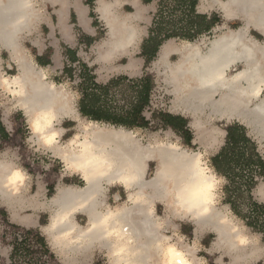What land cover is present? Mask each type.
<instances>
[{
    "label": "bare ground",
    "instance_id": "obj_1",
    "mask_svg": "<svg viewBox=\"0 0 264 264\" xmlns=\"http://www.w3.org/2000/svg\"><path fill=\"white\" fill-rule=\"evenodd\" d=\"M199 7L202 11L218 10L226 17L240 16L243 24L235 30L219 27L221 31L213 38L181 40V44L171 39L165 43L157 61L174 96L171 108L194 116L195 140L204 147L218 141V135L208 133L206 116L239 121L264 143V41L250 35L252 28L264 35V0H201ZM45 11L44 0H0V90L26 113L37 137L32 128L37 116L50 112L55 117L50 131L58 134L56 142L51 147L40 143L68 170L83 177V186L60 187L49 202L53 209L49 229L67 257L64 264H84L97 248L106 252L112 264H161L163 249L158 245L163 241L175 245L190 264H201L195 245L185 243L177 234L174 242L173 236L163 232V218L156 213L160 202L176 216L194 222L197 242L205 229L216 232L212 251L227 247L234 257L232 264L242 257H253L255 250L243 252L254 246L252 239L217 206L220 183L211 194V204L205 205L197 197L193 199L197 206L192 207L177 199L178 193L195 190L209 174L217 181L222 179L205 160L206 151L189 150L176 143L145 145L133 131L93 120H88L67 145L59 143L57 124L63 117L75 116L74 96L64 85L48 79L46 69L34 62L23 43L44 23ZM108 24L116 43L123 34L126 43L135 40L136 29L125 19L111 17ZM2 49L9 51L16 74L2 73ZM172 54L178 55L174 62ZM152 161L157 168L149 179L147 170ZM13 171L27 177L19 167L0 161V197L23 201L26 179L18 187L5 186ZM108 186H123L127 201L121 202L116 195V203L109 205ZM33 207H41V203L36 201ZM204 207L208 208L206 215L201 214ZM77 213L86 215V225L75 221ZM65 216L67 220L60 223ZM106 217H111L107 224L98 226ZM241 239L246 243L241 244Z\"/></svg>",
    "mask_w": 264,
    "mask_h": 264
},
{
    "label": "rangeland",
    "instance_id": "obj_2",
    "mask_svg": "<svg viewBox=\"0 0 264 264\" xmlns=\"http://www.w3.org/2000/svg\"><path fill=\"white\" fill-rule=\"evenodd\" d=\"M162 2H165L169 5L174 6L175 3L172 0H152L154 5V12L152 13L155 17L156 13L160 9ZM200 3V2H199ZM172 7L165 14L164 25L165 32L169 33H184L186 30L181 29L179 24L180 20L188 19V12L177 11L173 12ZM199 9V8H198ZM53 16L52 20L56 24L57 19L55 16L54 9L49 11ZM199 12L204 15L207 14L209 20L216 17L217 19H223L221 13L218 10H206ZM45 16H48V11H45ZM227 23V25L232 29H237L240 27V21H231L227 22L222 20V23ZM45 23V22H44ZM42 24L38 27L36 33H33L31 36L37 39V44L34 45L30 42L29 36L25 37L24 43L31 50V57L40 67L46 69L48 74V79L55 82L58 86L64 85L67 90H69L74 96V106L76 110V115L69 118L64 117L60 120V123L57 124V128L60 130V137L58 139L61 145H67L68 142L74 138L77 134L81 133L83 127L87 125V117H84L80 114L78 108V102L80 99L79 85L81 83L80 71L82 70V64L88 63L89 67L97 75V80L99 82H105L108 80V74L106 69H100V67H94L92 65L93 61L98 57L91 48L82 47L79 50V58L75 60L71 55H68L65 47L61 44L59 32L52 31L47 25ZM217 23V24H222ZM179 24V25H178ZM178 25V26H177ZM221 26V25H219ZM178 27V28H177ZM221 30H218L220 32ZM208 32H203L196 40L190 41L195 42L201 40ZM252 34L257 37L259 40H264V37L258 34L255 31H252ZM210 35V34H209ZM208 37V36H207ZM177 44H181V38H172ZM171 40V39H170ZM141 53V49L139 51ZM132 53L131 56L134 60L139 61L140 68L136 73L130 74L127 76H118L125 77L126 79H137L141 78L145 74L149 75L153 80V86L150 94V104L144 109L143 115L151 121L149 128H126L129 131H133L137 137L142 141L143 144H153L155 142L163 143H176L181 145L183 148H190L194 151H203L207 150L208 152L204 156L207 163L212 167L211 158L217 155L222 147L226 143V137L222 133L225 130L226 125H231L233 123H238L236 120L226 121L219 118L210 119L207 116L204 117L205 121L210 123L207 125L208 133H213L220 135V142L217 147L213 149H208L202 147L194 142L195 138V127L192 125L194 116L189 114H184L182 112H176L172 110V104L174 96L172 95L171 89L165 83L164 71L163 69L158 68V54L153 59L148 61V58L140 53ZM3 58L1 69L2 73L6 75H13L17 73L16 67L11 63L9 55L1 54ZM55 57L59 58L58 65L55 64ZM170 59L174 62L178 59V55H172ZM10 60V61H9ZM157 63V64H156ZM128 59L120 58L111 63L110 66L121 68L122 65H127ZM105 66V64H102ZM107 67H109L107 65ZM68 68L70 72H66L65 69ZM105 68V67H103ZM128 80H124L120 83L117 88H115L116 97L114 99L117 105L128 106L129 103L134 101V97L137 96L135 91L128 87ZM160 113H168L174 117H182L186 120L187 130H182V133H178L170 126H164L162 123V117ZM0 124L5 128L7 137L5 138L0 130V161L9 163V165H14L16 167L22 168L25 172L28 173L30 177V186L31 192L29 194H35L39 188L42 187L44 191L43 201L50 202L53 196L56 194V188L58 182L61 184L70 185L75 184L82 186L84 181L81 178V175L74 173L71 170H68L65 164L57 156H54L52 152H49L40 142L39 136H35L31 131L29 118L25 115L24 111L15 105L13 98L0 90ZM82 124V125H81ZM99 125H111L107 123L100 122ZM242 125V124H240ZM2 126L0 129H2ZM83 126V127H82ZM114 126V125H113ZM243 126V125H242ZM116 128L122 126H115ZM245 127V126H244ZM246 128V127H245ZM247 133L252 139L254 137L251 135L248 128H246ZM191 135L192 141L188 143V137ZM34 136V137H33ZM37 140V141H36ZM260 152L264 155V147H259ZM57 157V158H56ZM157 168V163L154 161L149 163L147 170V178L153 177ZM213 168V167H212ZM214 169V168H213ZM62 175H65V178H62ZM220 185L217 193V206L222 208V210L229 214L233 218L236 224H238L243 232L252 239L253 247L248 250H243L244 253L255 250V253H258L260 256L258 261L255 264H264V238L263 234L257 229L251 228L246 225V222L236 216L230 205L225 203V187L227 185V179L221 176ZM258 184L264 183V178L258 179ZM121 191L122 201H127L126 194L123 193V188L117 186V189L113 190ZM27 194V193H23ZM252 199H250L245 193L244 198L241 201V211L243 214L250 213L252 201L261 202L260 198L256 193V187L252 190ZM24 197V196H23ZM110 203L115 204L113 197L110 198ZM258 202V203H259ZM264 205V204H262ZM1 209H5L0 205V264H10V245L12 244V238L16 237V233L23 232L27 233L29 237L32 238L34 245L38 247L35 250L36 255L31 257L21 256L16 257V263L14 264H62L60 258L53 254V252L47 247H43L39 242L38 237H41L44 241L45 239L39 232L36 230H28L23 227L14 228L13 224L9 222L8 212L5 214ZM170 211V212H169ZM28 212V211H25ZM156 212L162 216L163 226L165 230L163 232L167 236H173V241H177V236L179 235L183 241L189 245H195L197 249V256L200 259L201 264H217V260L221 259L226 264H232L234 257L232 256V251L227 247H223L220 253H215L213 255L208 253V247L213 244L217 239L216 232L208 230L201 238V244L197 242L194 234V226L192 221L187 218H182L176 216L174 212L167 206L164 202L157 203ZM31 213H34L31 211ZM41 218V223L47 224L49 222L50 212L49 211H39ZM170 213V214H169ZM261 219L264 220V212L260 213ZM168 223H167V222ZM191 221V222H189ZM79 222L81 224L86 223V218L84 216H79ZM174 234H177L175 236ZM46 243V242H45ZM202 258V259H201ZM238 259L237 257L235 260ZM31 260V261H29ZM89 264H112V262L107 257L106 252L104 251H95L92 256Z\"/></svg>",
    "mask_w": 264,
    "mask_h": 264
},
{
    "label": "crops",
    "instance_id": "obj_3",
    "mask_svg": "<svg viewBox=\"0 0 264 264\" xmlns=\"http://www.w3.org/2000/svg\"><path fill=\"white\" fill-rule=\"evenodd\" d=\"M45 1V6L46 10L48 11V16H46V20L44 21V24H48L47 26L55 32H59L60 36V42L61 44L65 47L66 51L68 52L69 49L76 51V56L79 58V50L82 47L86 48H91L92 52H94L98 57L93 61L92 65L94 67H100V69H106L107 74H108V80L105 82H99L97 80V75L94 73L96 76V81L100 84H107L110 80L113 78H116L118 76H127L129 77L130 74H134V76H137V72L140 68V63L139 61L134 60V58L131 56L132 53H138L141 49V53L143 55V46L146 40L149 39L150 36V29L153 25V12H154V5L152 3V0H44ZM201 0H199L200 2ZM198 2L197 5V13L202 14L199 12V5L200 3ZM100 7L104 10L103 12L100 10ZM199 8V9H198ZM50 9H54L55 16L57 19L56 24L52 20V14L49 12ZM201 10V9H200ZM202 11V10H201ZM220 12V11H219ZM103 13L106 15L104 16ZM221 16L223 19H220V23H222V20H226L227 22L231 21H240L241 25L243 24L242 18L240 16L237 17H226L223 12H220ZM209 13H204L208 17ZM113 17L115 20H126L127 22L131 23L135 29H136V37L134 41H131L129 44L126 43L124 40V34L122 36V40L119 43H116L114 41L115 37H111L110 33V26L108 24V19ZM210 17H208L209 20ZM219 23V22H218ZM221 25V26H219ZM240 25V26H241ZM219 27H225V29L230 28L227 23H222V24H215L211 30L206 33L207 38H213L215 34L218 32ZM239 28V27H238ZM237 28V29H238ZM225 29H222L225 30ZM232 29V28H231ZM235 30V29H234ZM252 31L257 32L258 34L264 35L257 31L256 29L252 28L250 30V35L257 40H259L257 37H255L252 34ZM210 34V35H209ZM32 35V34H31ZM29 35V40L32 44L36 45L37 43L36 38H33L34 36ZM260 42L264 40H259ZM167 42V41H166ZM164 42L160 47L157 52L158 57L160 54V51L162 47L165 45ZM24 43V41H23ZM25 45V43H24ZM26 49L28 50V53L31 55V50L26 46ZM1 54H8L9 51L2 49ZM156 54V55H157ZM176 55V54H172ZM171 55V56H172ZM106 56V57H105ZM170 56V57H171ZM157 57V59H158ZM10 58V56H9ZM56 58L55 57V64H56ZM128 59V64L122 65L121 68L118 67H113L110 66L112 62L120 59ZM3 59V58H2ZM11 60V59H10ZM59 60V58H58ZM11 63L16 67V65L11 61ZM36 63V62H35ZM87 66L89 67L88 63ZM102 64H105V66H102ZM107 65L109 67H107ZM105 67V68H103ZM90 68V67H89ZM158 68H160L158 64ZM17 69V67H16ZM14 75V74H13ZM25 113V112H24ZM81 114V113H80ZM185 114V113H184ZM26 115V113H25ZM75 115H76V110H75ZM82 115V114H81ZM27 116V115H26ZM67 117V116H66ZM64 118V117H63ZM69 118V117H67ZM97 122V121H95ZM239 122V121H236ZM99 123V122H98ZM243 126L249 129L251 135L254 137V141L258 144V146H263L264 143L258 139V137L254 136L255 134L250 130V128L243 123L239 122ZM193 125V124H192ZM112 126V125H109ZM194 126V125H193ZM229 125L225 126V130L222 131L221 134L224 133L225 137L227 138V127ZM115 127V126H112ZM31 128V127H30ZM116 128V127H115ZM119 128V127H118ZM124 128V127H122ZM141 129V128H140ZM187 129V126H186ZM196 130V129H195ZM32 131V130H31ZM176 131V130H175ZM178 132V131H177ZM178 133H182L178 132ZM195 137H196V131H195ZM252 138V137H251ZM194 142L202 147H204L202 144L198 143L195 138ZM220 142V135L218 134V141L214 143L208 142L206 144L205 148L208 149H213L218 146ZM189 150H193L188 148ZM194 151V150H193ZM207 153V150H205ZM150 163V162H149ZM27 176V183L25 186V189L23 190L24 194V200L20 201L17 200L15 201L13 198L9 199L7 201L5 198L0 197V205L5 208L3 211L5 213L8 212L10 218L9 222L13 224L15 227H23L28 230H36L43 236L46 242V247L53 252L56 256H58L64 264L66 260V256L64 251L59 247V244L57 243V240L51 234L49 226L52 220L53 216V209L52 207H49V202H44L43 201V189L41 186H39L37 192L35 194H29L31 192V186H30V177L28 176V173L25 172L22 168H20ZM75 173V172H74ZM79 174V173H78ZM81 175V174H79ZM62 178H65V175H62ZM81 178L83 180V177L81 175ZM66 186H73V187H80L79 185L75 184H70ZM65 184H61V182H58V186L56 188V193H58L60 187H66ZM83 186V185H82ZM123 193L126 194L127 197V190L123 187ZM117 189V186H108L107 187V203L109 205H114L110 203V198L113 197L114 202L115 201V196L119 195L120 196V201H122L121 198V191L117 190L115 192H112L113 190ZM255 189V188H254ZM256 193L258 197L260 198L261 202L259 204H264V183L262 184H257L256 185ZM1 196V195H0ZM36 201L41 203V207H37L36 209L33 207L36 205ZM34 204V205H33ZM49 211L50 212V217H49V222L47 224L41 223V216L38 213L39 211ZM28 211V212H25ZM33 211L34 213H31ZM157 213V212H156ZM79 216H84L86 218V223H87V217L86 215H83L82 213H77L74 217L75 221L80 224V225H86L81 224L79 222ZM191 222V221H189ZM192 225L194 226V234L195 237L196 235V225L194 222H191ZM208 231V229H205V231L199 235V243L201 244V238L202 236ZM201 236V238H200ZM1 237H0V244H1ZM214 243V242H213ZM213 244H211L208 247V253L213 255L215 253H220L221 249H215L212 251ZM252 247L248 248L251 249ZM99 249H95V251H98ZM94 251V252H95ZM101 251V250H100ZM94 252L90 256L89 260L85 262L84 264H89V262L92 259V256L94 255ZM254 250L249 251L248 253H252ZM259 254L255 253L253 257L247 256V257H242L238 259V261L234 264H255L258 261ZM78 260H81L82 257L78 256L76 257ZM217 264H226L224 263L223 260H217Z\"/></svg>",
    "mask_w": 264,
    "mask_h": 264
},
{
    "label": "trees",
    "instance_id": "obj_4",
    "mask_svg": "<svg viewBox=\"0 0 264 264\" xmlns=\"http://www.w3.org/2000/svg\"><path fill=\"white\" fill-rule=\"evenodd\" d=\"M172 1L175 3L174 6L162 2L154 17L149 39L146 40L143 46V55L148 58V61L156 57L159 47L164 42L172 38L194 41L204 31L209 32L215 24L220 22V19L216 17L208 20L206 15L197 13L199 0ZM170 7H172L173 12H188V19H181L179 22L180 28L186 30V32L179 34L164 31L165 14L170 10ZM68 55H71L74 60L77 58L74 50L69 49ZM65 71L70 72L68 68ZM80 78L78 108L82 116L112 126L132 129L149 128L151 121L143 115L144 109L150 104V94L153 86V80L149 75L145 74L141 78L132 80L125 77H116L107 84H100L96 81L93 70L83 63ZM124 80L129 81L128 87L133 89L137 95L127 107L117 105L114 101L116 97L115 88ZM160 115L164 126H170L178 132L187 130V122L182 117H174L168 113H160ZM0 130L6 138L5 128L2 126ZM226 130L225 145L217 155L211 158L213 170L220 177L223 176L227 179L225 203L230 205L232 212L242 218L247 226L261 232L264 238V220L260 217L261 211L264 212V205L252 201L250 213L243 214L241 211V201L245 193L252 199L251 193L258 184V179L264 178V155L260 152L258 144L248 135L244 126L233 123ZM191 141L192 137L190 135L188 143ZM1 210L5 213L3 209ZM14 228L16 227L14 226ZM38 240L45 248V241L41 237H38Z\"/></svg>",
    "mask_w": 264,
    "mask_h": 264
},
{
    "label": "clouds",
    "instance_id": "obj_5",
    "mask_svg": "<svg viewBox=\"0 0 264 264\" xmlns=\"http://www.w3.org/2000/svg\"><path fill=\"white\" fill-rule=\"evenodd\" d=\"M54 119L55 117L50 112L42 113L37 116L32 125L34 133L39 135L41 141L49 147H51L56 142L58 135L56 132L50 131ZM25 179H27V177H25L20 171H13L11 175L6 178L5 186L18 187L19 185L23 184ZM219 183L220 181H217L215 177L209 174V178L200 184L195 190L184 189L178 193L177 199L192 204V207L197 206L195 203H193V199L197 197L201 199L203 204H211V194L215 190L216 185ZM207 213L208 208L204 207L201 214L206 215ZM110 218L111 217H106L105 219L101 220L98 226H105ZM65 220H67V216L60 220V223H64ZM239 242L241 244L246 243V241L243 239H241ZM158 247L163 249V259L161 264H190V261L186 258V255L175 245L169 244L168 241H163L160 245H158Z\"/></svg>",
    "mask_w": 264,
    "mask_h": 264
},
{
    "label": "built area",
    "instance_id": "obj_6",
    "mask_svg": "<svg viewBox=\"0 0 264 264\" xmlns=\"http://www.w3.org/2000/svg\"><path fill=\"white\" fill-rule=\"evenodd\" d=\"M11 240L12 244L10 245V256H12V259H10V264L16 263V257L27 255L28 257H31L32 255H36L34 252L38 249V247L32 243L33 240L27 235V233L18 232L16 233V237Z\"/></svg>",
    "mask_w": 264,
    "mask_h": 264
}]
</instances>
